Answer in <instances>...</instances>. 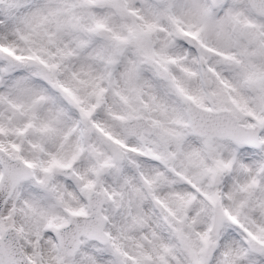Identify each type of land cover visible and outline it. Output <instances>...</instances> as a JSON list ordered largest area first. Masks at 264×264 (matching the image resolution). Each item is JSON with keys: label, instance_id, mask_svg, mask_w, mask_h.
Returning <instances> with one entry per match:
<instances>
[{"label": "snow or ice", "instance_id": "snow-or-ice-1", "mask_svg": "<svg viewBox=\"0 0 264 264\" xmlns=\"http://www.w3.org/2000/svg\"><path fill=\"white\" fill-rule=\"evenodd\" d=\"M0 264H264V0H0Z\"/></svg>", "mask_w": 264, "mask_h": 264}]
</instances>
